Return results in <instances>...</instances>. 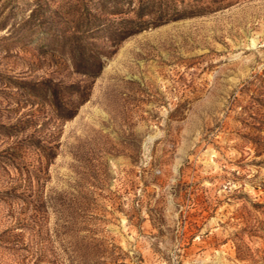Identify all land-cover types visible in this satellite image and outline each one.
<instances>
[{
	"label": "rangeland",
	"instance_id": "rangeland-1",
	"mask_svg": "<svg viewBox=\"0 0 264 264\" xmlns=\"http://www.w3.org/2000/svg\"><path fill=\"white\" fill-rule=\"evenodd\" d=\"M0 264H264V0H0Z\"/></svg>",
	"mask_w": 264,
	"mask_h": 264
},
{
	"label": "trees",
	"instance_id": "trees-1",
	"mask_svg": "<svg viewBox=\"0 0 264 264\" xmlns=\"http://www.w3.org/2000/svg\"><path fill=\"white\" fill-rule=\"evenodd\" d=\"M146 11L144 9V7L142 5H140L136 12L134 13V19L131 20H120V21H117V22H114L112 24H115V26H118L116 27L117 29V37L116 39H122L128 35H132V34H135V33H138L140 32L141 30H143L147 25L148 23L146 21H143L142 20V17L145 16L146 14ZM93 23H101L100 25L101 26H107L105 24V22H103L102 20L100 19H93ZM108 22V21H107ZM94 24H91V26H93ZM90 26V25H89ZM95 69H99L98 67H93Z\"/></svg>",
	"mask_w": 264,
	"mask_h": 264
}]
</instances>
